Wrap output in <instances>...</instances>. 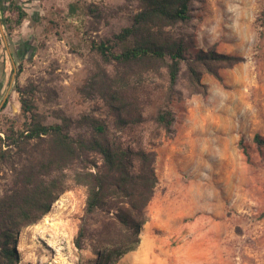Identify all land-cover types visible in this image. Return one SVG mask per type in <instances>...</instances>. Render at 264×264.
I'll use <instances>...</instances> for the list:
<instances>
[{"label":"rangeland","instance_id":"obj_1","mask_svg":"<svg viewBox=\"0 0 264 264\" xmlns=\"http://www.w3.org/2000/svg\"><path fill=\"white\" fill-rule=\"evenodd\" d=\"M13 1L27 11L31 31L9 73L12 91L0 94V104L6 96L2 131L28 123L15 91L27 83L34 88L33 111L44 124L93 112L112 127L105 101L91 92L82 96L79 88L100 91L99 80L90 84L98 71L108 78L134 73L129 80L141 118L115 134L124 144L155 151L157 184L138 246L113 264H264V145L254 142L256 134L264 139V0H193L191 19L174 30L192 42L172 90L165 68L154 73L139 65L118 67L90 47L129 26L138 0ZM15 20L8 1L0 0V59L8 57V39L20 34ZM199 50L236 62L209 66L217 74L196 64L200 78L194 82L187 63ZM165 101L174 114L170 132L153 120ZM92 157L100 162L99 155ZM11 175L0 172V195ZM55 176L64 189L48 212L20 229L17 264H95V249L104 246L106 235L119 234L112 212L86 215V189L74 182L73 171L64 168ZM80 228L85 236L77 248Z\"/></svg>","mask_w":264,"mask_h":264},{"label":"trees","instance_id":"obj_2","mask_svg":"<svg viewBox=\"0 0 264 264\" xmlns=\"http://www.w3.org/2000/svg\"><path fill=\"white\" fill-rule=\"evenodd\" d=\"M7 1L8 9L16 13L15 24H20L27 12L13 0ZM138 1L139 11L129 26L114 34L112 40L91 41L90 47L102 60L113 61L118 67L139 65L154 73L165 68L172 90L182 62L188 60L186 53L192 42L188 34L174 30L191 19L193 0ZM69 12H74L73 5ZM191 58L194 61L187 66L194 82L200 78L196 64L208 66L209 72L217 74L211 66L236 62L234 57L212 50H199ZM19 72L17 69V75ZM133 74L125 72L108 78L98 71L90 77V84L93 87L99 80L100 91H85L84 85L79 88L82 96L95 95L105 101L112 127L93 112L75 119L62 115L60 123L44 124L33 111V86H15L21 113L28 114L29 121L19 128L9 124L3 131L0 129V172L7 169L12 174L10 187L0 195V264L18 263L17 235L22 227L35 223L49 211L64 189L63 181L55 176L64 168L72 170L74 182L86 189L85 214L109 209L119 229L117 235L105 233L110 237L104 236V246L95 249V264H113L138 246L157 176L155 151L140 144H124L115 134L125 132L141 118V112L136 110L138 97L129 80ZM89 92L92 94L87 96ZM153 120L170 132L174 122L170 102L165 101L157 109ZM254 142L264 145L259 134L254 136ZM94 154L99 155V163L93 160ZM84 236L80 228L74 241L77 248L82 247Z\"/></svg>","mask_w":264,"mask_h":264},{"label":"crops","instance_id":"obj_3","mask_svg":"<svg viewBox=\"0 0 264 264\" xmlns=\"http://www.w3.org/2000/svg\"><path fill=\"white\" fill-rule=\"evenodd\" d=\"M27 15L20 23L21 28L24 27L25 31L24 32L21 31L20 28L19 35H13V37L8 39L7 44L11 45V48H9V45L7 47L8 57L0 59V94L2 91H12L13 76H11L10 80L8 81L9 73L15 70L16 68L15 67L17 63L16 57H18V53H20V51L17 50H20V48L23 50L25 46L23 42L25 41L28 42V40L30 39L31 27L27 24ZM25 24L27 25L25 26Z\"/></svg>","mask_w":264,"mask_h":264},{"label":"water","instance_id":"obj_4","mask_svg":"<svg viewBox=\"0 0 264 264\" xmlns=\"http://www.w3.org/2000/svg\"><path fill=\"white\" fill-rule=\"evenodd\" d=\"M5 98H6V96H4V98H3V100H2V102L0 104V107H2V104L4 103Z\"/></svg>","mask_w":264,"mask_h":264},{"label":"flooded vegetation","instance_id":"obj_5","mask_svg":"<svg viewBox=\"0 0 264 264\" xmlns=\"http://www.w3.org/2000/svg\"><path fill=\"white\" fill-rule=\"evenodd\" d=\"M2 102V101H1Z\"/></svg>","mask_w":264,"mask_h":264}]
</instances>
